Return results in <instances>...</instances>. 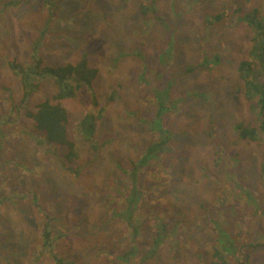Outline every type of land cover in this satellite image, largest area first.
<instances>
[{
	"label": "rangeland",
	"instance_id": "1",
	"mask_svg": "<svg viewBox=\"0 0 264 264\" xmlns=\"http://www.w3.org/2000/svg\"><path fill=\"white\" fill-rule=\"evenodd\" d=\"M51 6L53 13L44 0H0V264H35V257L36 264H52L48 246L40 245L47 217L54 250L70 264H123L117 256L130 250L133 234L115 213L127 205L146 218L139 235L145 251L152 244L148 220L154 215L185 220L183 233L167 232L145 264H211L215 252L227 264H264V144L241 139L232 128L256 123L238 71L251 59L253 45L241 17L257 9L264 21V0H51ZM38 38L42 64L75 63L86 54L97 69L93 86L70 98L55 97L51 80L39 82L28 98L33 113L48 101L68 114L62 122L65 140L58 139L56 151L42 140L43 154L31 140L34 119L24 114L20 79L9 66L30 63ZM204 57L214 61L184 72L174 94L172 88L181 103L163 114L173 135L169 150L137 175L131 169L158 136L157 128L142 122L156 112V83L150 78L162 67L170 77ZM194 89L205 94L189 98ZM100 108L95 139L87 140L77 123ZM212 127L216 132L210 134ZM40 169L51 177L44 191L29 185L30 174ZM134 188L140 192L133 194ZM75 189L89 201L86 206H75ZM13 200L16 210L9 208ZM73 220L79 227L64 241L59 229Z\"/></svg>",
	"mask_w": 264,
	"mask_h": 264
},
{
	"label": "trees",
	"instance_id": "2",
	"mask_svg": "<svg viewBox=\"0 0 264 264\" xmlns=\"http://www.w3.org/2000/svg\"><path fill=\"white\" fill-rule=\"evenodd\" d=\"M44 2L50 8L49 10H51L52 12L51 0H44ZM257 12L258 10L255 9V11H253V14H250V16L241 17L251 29V40L253 42V45L250 49L251 59L242 61L238 66L239 76L244 83V93L246 99L250 102L253 115H255L256 123L254 124L251 121H249V124H242V122L234 123L232 125V128L237 137L244 140L250 139L255 141H261L264 144V21L259 19ZM52 13L51 15L55 17V15ZM161 21L166 24L164 19H162ZM165 33L168 34V32ZM40 38H38L37 41L35 40L33 51L31 53L32 58L30 59V63L23 65L21 63L12 61L9 62V66L15 72V74L19 76L20 79L22 96L19 102L21 104L25 101V106L22 104V106L24 107V114L27 116L29 115L34 119V128L32 132L33 136L31 137V140H34L33 142L38 146L39 150L41 151L40 153L43 154L44 151L41 149L42 140H44L46 144L50 145L53 151H56V142L59 138L65 140L62 133V122L66 120L68 114L63 110V107L60 106L59 103H56L55 105H49L48 101H44L38 104L36 112L33 113L27 105L28 98L32 95L33 92L38 89L39 82L44 80H51L52 83L56 84L57 92L55 94V97L59 99L70 98L81 87H89L90 84L93 86V78L95 77L97 69L89 64L86 54H83L81 56V59L75 63L69 62L64 65H58L55 67L42 64V60L38 57V52L41 49V46H39L38 43ZM170 51L171 49L168 52L163 53L162 57L167 58ZM141 57L143 60H145L147 56L141 53ZM211 61L214 60L211 59ZM211 61L208 62L207 57H204V59L200 63H189L187 64V66L184 65V67H180V72L175 75H171L170 77L164 76V67H162L156 72L153 77L150 78L153 79L156 83L153 87L154 92L156 93V112L154 113L155 115L154 117H152L153 119L151 121H147L146 117L142 120V122H149V125L153 129L157 128L158 136L157 138L151 140V142L144 148L131 171H136L138 175L140 170L149 164L150 159H159L160 154L162 152H166L169 150V142L173 135L171 130L164 127L163 114L168 109L177 111L176 106L177 104L181 103L179 95H173L174 87L179 84L181 78L185 79V73L189 74L193 72L194 69L209 64L211 63ZM113 94L115 93H111V95ZM204 94V91H197L196 89H194L190 91L189 98L195 96L202 97ZM20 104L17 105L18 108ZM100 110L101 108L96 112V114L85 113L77 123L79 134L87 140L90 139L91 141H94L95 139L94 137H91L93 136L95 131L96 118L101 117ZM174 120L178 119L175 118ZM211 123L214 124V122ZM37 129L40 132H37ZM212 132H216V129L213 127L211 128L210 134ZM219 142H221V139L219 140ZM73 143V141H70L71 146L73 145ZM94 144L96 145V143ZM66 155L71 157L72 152L69 151L66 153ZM13 158L14 157L12 156L9 157L7 160L9 161ZM217 161L219 164H221L223 158L218 157ZM21 165L26 166L24 162H22ZM38 165L40 166V164ZM260 167L261 172L264 175V162L260 165ZM29 168L32 169V166H30ZM62 168L64 169L65 166L62 165L60 170ZM80 168L85 167L84 165H81ZM78 170L76 169L74 170V172L77 173ZM47 173L48 172L44 171L43 169H40L39 173L33 172V174H30V178L32 179L29 182L30 187L37 186L43 191L46 190L42 188L47 181L51 180V177H47ZM42 177H44L45 180L42 179ZM133 179L136 182L138 180V176ZM14 191H11L8 195L3 196V199L6 198L7 200L9 196L14 193ZM76 192L77 190L75 189L71 193L76 203L75 206H86L87 202L89 201L85 199V197L78 196ZM138 192H140L139 189L134 188L132 193L138 194ZM50 202L51 201H49L48 203ZM130 202V199L125 200V203L127 204ZM18 204V201L13 200L11 201L9 208H12V210H16V206ZM134 211L135 208H132L127 205L124 206L120 212L115 213L116 216H119V218H123L127 222V225L131 227L133 234L128 237L129 244H131L130 250L128 249L129 247H127L122 253L117 256L118 261L123 262V264H145L146 260L148 259V256L152 255L157 249L161 247V245L163 244L162 242L166 239L167 232H172L176 230L180 232V226H184L185 224V220H182V222L179 224V222H174V220L168 221L161 215H154L152 219L148 220L150 230L154 231L153 235H151L153 240L151 246L145 251L141 249V245L139 243V235L146 225L142 220L146 218L143 216L142 213L138 214L134 213ZM183 217L184 213H181V218ZM222 217L224 218L225 214H223ZM159 219H161V222H159ZM166 222L169 223L168 228ZM209 225V227L212 226L211 224ZM51 226L47 217V220L45 221L42 227L43 231H41L40 235V245L43 247L48 246L47 250L49 253V259L51 260L50 262L52 264H70V261L68 259L64 258L61 254H59L58 251L56 252L54 250V242L56 240L54 239V234L52 233ZM183 226L181 228H183ZM77 227H79V225L74 220L69 225H67L66 223L64 227L59 229L61 230V232L58 233V236L62 237L61 239L63 240L66 236H72L73 238L76 233ZM187 235L188 234H185V236ZM24 245L27 246L28 243L25 241L23 243V246ZM134 247L137 248V252L139 253V255L137 253L135 254L134 250L132 249ZM131 254H133L134 256ZM136 256L138 257L136 258ZM33 261L36 264L38 262V258L35 257ZM211 264H227V258L218 255V253L215 252L213 253V256L211 258Z\"/></svg>",
	"mask_w": 264,
	"mask_h": 264
}]
</instances>
